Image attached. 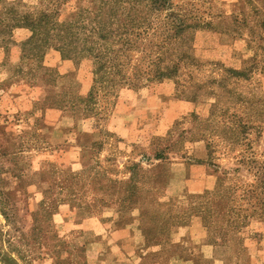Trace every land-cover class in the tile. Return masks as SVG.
Masks as SVG:
<instances>
[{"label":"rangeland","instance_id":"1","mask_svg":"<svg viewBox=\"0 0 264 264\" xmlns=\"http://www.w3.org/2000/svg\"><path fill=\"white\" fill-rule=\"evenodd\" d=\"M111 10L141 79L85 116L92 58L21 25ZM262 172L264 0H0V264H264Z\"/></svg>","mask_w":264,"mask_h":264},{"label":"trees","instance_id":"2","mask_svg":"<svg viewBox=\"0 0 264 264\" xmlns=\"http://www.w3.org/2000/svg\"><path fill=\"white\" fill-rule=\"evenodd\" d=\"M93 13L96 12H90L92 14L90 24L82 18V15H79L75 23L65 25L53 22L46 14H40L35 19L24 18L21 25V27L31 30L34 36H43L46 40L57 39L61 43L60 49L64 52L88 55L92 58L94 62V87H92L87 98L77 102L79 107L76 106V102H72L75 109L82 108L85 116L97 115V95L100 91L113 93L116 88L141 79L140 72L129 73L128 65L129 55L136 49L137 45L130 39L134 33V25L137 24L136 19L125 16L121 21L116 19V12L113 10L104 18H102L103 14L101 17L99 14ZM145 20L143 19V21ZM93 23H96L95 26L92 25ZM178 23L176 26L172 25L175 33L165 38L164 45H169L183 31V24ZM163 63V57H159L156 63H152L155 75L149 77L148 81L170 78L173 68L169 65L163 68ZM258 180L261 186L259 189L264 193V172L258 176ZM249 195L256 200L259 199L257 190L251 191Z\"/></svg>","mask_w":264,"mask_h":264}]
</instances>
